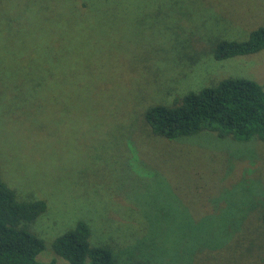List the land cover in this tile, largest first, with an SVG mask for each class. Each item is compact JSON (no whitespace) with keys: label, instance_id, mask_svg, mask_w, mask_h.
Listing matches in <instances>:
<instances>
[{"label":"rangeland","instance_id":"1","mask_svg":"<svg viewBox=\"0 0 264 264\" xmlns=\"http://www.w3.org/2000/svg\"><path fill=\"white\" fill-rule=\"evenodd\" d=\"M258 26L264 0H0V171L46 203L31 226L39 261L69 264L51 242L83 219L90 242L117 243L122 258L264 264V143L168 139L143 120L148 104L225 76L264 82V48L210 55ZM21 60L46 61L25 76L43 85L6 101ZM256 235L263 246H245Z\"/></svg>","mask_w":264,"mask_h":264},{"label":"trees","instance_id":"2","mask_svg":"<svg viewBox=\"0 0 264 264\" xmlns=\"http://www.w3.org/2000/svg\"><path fill=\"white\" fill-rule=\"evenodd\" d=\"M262 48L264 26H258L249 32L246 39L217 40L210 46V55L216 60H224ZM45 63L33 60L10 62L6 74L8 77H12L11 73L14 72L18 75H15L17 78H14V87H11L13 96L9 95L6 101L15 95L24 102L29 101L36 93V86L41 88L44 81L40 79L35 83L31 77L25 76H32L34 72L40 74L46 69ZM176 99L171 105L152 103L145 107L143 120L151 133L176 139L208 131L219 139L230 138L237 142L257 139L264 143V82L243 76H225L211 84L187 90ZM257 207L258 223L264 227V200L257 203ZM45 209L43 199L20 197L3 179L0 171V264H55L54 260L42 262L37 259L44 241L31 229ZM90 235L88 222L78 219L54 237L51 248L69 264L163 263L158 258L142 254L122 258L118 251L121 245L92 243ZM245 246H263L261 237H249ZM176 259L178 261L179 257ZM184 264H189V259Z\"/></svg>","mask_w":264,"mask_h":264}]
</instances>
